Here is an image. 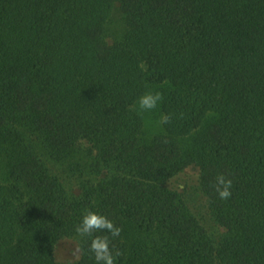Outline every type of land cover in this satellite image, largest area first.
<instances>
[{
    "label": "trees",
    "instance_id": "1",
    "mask_svg": "<svg viewBox=\"0 0 264 264\" xmlns=\"http://www.w3.org/2000/svg\"><path fill=\"white\" fill-rule=\"evenodd\" d=\"M85 209L116 264H264V0H0V264H96Z\"/></svg>",
    "mask_w": 264,
    "mask_h": 264
},
{
    "label": "clouds",
    "instance_id": "2",
    "mask_svg": "<svg viewBox=\"0 0 264 264\" xmlns=\"http://www.w3.org/2000/svg\"><path fill=\"white\" fill-rule=\"evenodd\" d=\"M163 94L151 89L146 90L139 95L135 101V110L138 112L151 111L156 109L162 102ZM161 123L170 122V116L162 114ZM215 190L220 199H227L231 196L232 180L224 174H218L215 178ZM75 232L81 238L89 239V251L92 253L96 264H116V258L121 255L119 250L113 251L110 248L111 237H118L121 229L113 224L103 214L97 213L91 209H85L81 215V221L75 226Z\"/></svg>",
    "mask_w": 264,
    "mask_h": 264
},
{
    "label": "rangeland",
    "instance_id": "3",
    "mask_svg": "<svg viewBox=\"0 0 264 264\" xmlns=\"http://www.w3.org/2000/svg\"><path fill=\"white\" fill-rule=\"evenodd\" d=\"M145 125H152L154 127L152 130H160L158 118L154 115H150L147 121H145ZM167 184L179 190L184 188L183 189L185 191L184 197L189 203L191 210L195 211L197 216L201 215L204 217L202 213L203 210L199 206L200 192L197 189L198 180H197V170L195 168L193 167L186 168L184 172H181L174 179L172 178L171 180H169ZM202 222L205 228L209 230L207 225L204 223V221ZM131 230L134 229L131 228ZM135 237L137 238L139 237V235ZM78 255H79V248L75 240L70 238H63L59 241V244L57 245L55 250V257L58 259L59 262H70L76 259Z\"/></svg>",
    "mask_w": 264,
    "mask_h": 264
}]
</instances>
